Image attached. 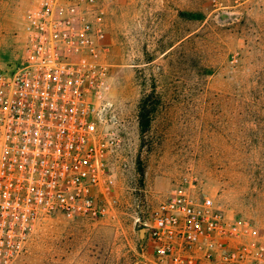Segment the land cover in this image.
Wrapping results in <instances>:
<instances>
[{
  "label": "rangeland",
  "instance_id": "1",
  "mask_svg": "<svg viewBox=\"0 0 264 264\" xmlns=\"http://www.w3.org/2000/svg\"><path fill=\"white\" fill-rule=\"evenodd\" d=\"M33 2L0 0V68L21 59ZM98 12L120 131L111 206L94 222L41 225L14 264H172L156 257L146 223L193 187L240 224L227 246L237 262L194 249L193 264H264V0H99Z\"/></svg>",
  "mask_w": 264,
  "mask_h": 264
},
{
  "label": "built area",
  "instance_id": "2",
  "mask_svg": "<svg viewBox=\"0 0 264 264\" xmlns=\"http://www.w3.org/2000/svg\"><path fill=\"white\" fill-rule=\"evenodd\" d=\"M99 0H34L17 64L0 68V264H14L41 225L55 219L97 221L111 206L110 163L119 121L108 69ZM146 228L156 257L193 264V250L228 249L240 234L195 187L162 201ZM198 251V250H196ZM264 262V247L259 249Z\"/></svg>",
  "mask_w": 264,
  "mask_h": 264
},
{
  "label": "trees",
  "instance_id": "3",
  "mask_svg": "<svg viewBox=\"0 0 264 264\" xmlns=\"http://www.w3.org/2000/svg\"><path fill=\"white\" fill-rule=\"evenodd\" d=\"M153 113V109L149 100L144 98L140 104L139 109V128L142 134H146L151 127V114ZM143 174V170L141 171Z\"/></svg>",
  "mask_w": 264,
  "mask_h": 264
}]
</instances>
